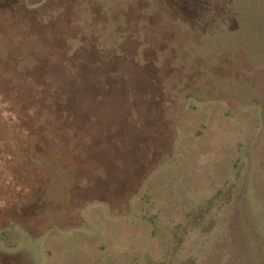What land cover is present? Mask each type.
<instances>
[{
    "label": "rangeland",
    "instance_id": "obj_1",
    "mask_svg": "<svg viewBox=\"0 0 264 264\" xmlns=\"http://www.w3.org/2000/svg\"><path fill=\"white\" fill-rule=\"evenodd\" d=\"M0 264H264V0H0Z\"/></svg>",
    "mask_w": 264,
    "mask_h": 264
}]
</instances>
